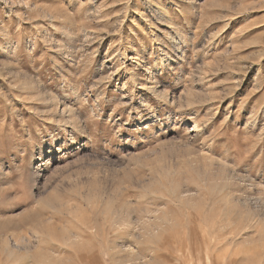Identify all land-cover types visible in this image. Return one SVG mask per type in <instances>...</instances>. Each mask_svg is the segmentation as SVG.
I'll list each match as a JSON object with an SVG mask.
<instances>
[{
	"label": "rangeland",
	"instance_id": "obj_1",
	"mask_svg": "<svg viewBox=\"0 0 264 264\" xmlns=\"http://www.w3.org/2000/svg\"><path fill=\"white\" fill-rule=\"evenodd\" d=\"M0 229V264H264V0H0Z\"/></svg>",
	"mask_w": 264,
	"mask_h": 264
},
{
	"label": "bare ground",
	"instance_id": "obj_2",
	"mask_svg": "<svg viewBox=\"0 0 264 264\" xmlns=\"http://www.w3.org/2000/svg\"><path fill=\"white\" fill-rule=\"evenodd\" d=\"M80 191V190H79ZM66 195V194H65ZM55 196H57L58 198L59 197H61V198H63V194L62 193H60V194H58V193H56L55 194ZM89 200V199H88ZM92 201V200H91ZM66 203V202H65ZM64 203V204H65ZM91 203V202H90ZM102 203V202H101ZM70 205L71 204H66L65 206L66 207H70ZM2 209V208H1ZM69 210H70V208H69ZM96 209H95V207H93V209L92 210H89V214H90V220L92 221V220H94V221H96L97 219H96ZM39 213V212H38ZM41 213V212H40ZM44 214V213H43ZM42 215V214H41ZM43 217V216H42ZM95 217V218H94ZM45 218H41V220H40V222H41V225H40V228H41V230H42V232H45V231H47V232H50L51 234H53L54 236H56L57 235V233L59 232L58 231V228H57V225H52V224H46V221L44 220ZM84 221H87L88 219L86 218V217H84V219H83ZM39 222V221H38ZM98 223V222H97ZM33 224H35V223H33ZM37 224V223H36ZM39 226V225H38ZM35 227H37V226H35ZM95 227V230H96V232L95 233H97V235L98 234H100V233H102V232H105V229H104V227H102V226H99L98 224L97 225H95L94 226ZM37 229H39V228H37ZM94 229V228H93ZM166 229V228H165ZM40 230V229H39ZM40 230V231H41ZM4 232V230H2V229H0V232ZM163 231V230H162ZM151 232V231H150ZM2 235V234H1ZM7 235V234H6ZM90 236V235H89ZM99 236V235H98ZM58 237V236H57ZM176 243V242H175ZM208 248V247H207ZM3 252V251H2ZM207 254V253H206ZM1 256H2V254H1ZM0 256V257H1ZM39 259V258H38ZM40 260V259H39ZM50 260V264H55V263H57V260L56 259H49ZM215 261L216 260H214V258H213V255H210L209 256V264H215ZM234 262V261H233ZM217 264V263H216ZM233 264V263H232Z\"/></svg>",
	"mask_w": 264,
	"mask_h": 264
}]
</instances>
